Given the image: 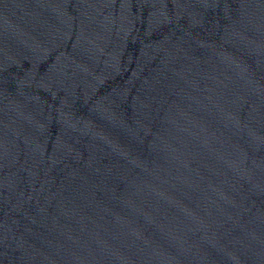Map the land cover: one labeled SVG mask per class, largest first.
Returning a JSON list of instances; mask_svg holds the SVG:
<instances>
[{
    "label": "water",
    "instance_id": "water-1",
    "mask_svg": "<svg viewBox=\"0 0 264 264\" xmlns=\"http://www.w3.org/2000/svg\"><path fill=\"white\" fill-rule=\"evenodd\" d=\"M0 264H264V0H0Z\"/></svg>",
    "mask_w": 264,
    "mask_h": 264
}]
</instances>
